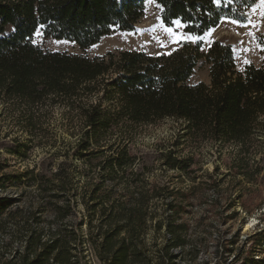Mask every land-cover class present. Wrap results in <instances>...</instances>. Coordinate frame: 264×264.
Masks as SVG:
<instances>
[{
  "label": "trees",
  "instance_id": "16d2710c",
  "mask_svg": "<svg viewBox=\"0 0 264 264\" xmlns=\"http://www.w3.org/2000/svg\"><path fill=\"white\" fill-rule=\"evenodd\" d=\"M146 1L0 0V264H192L201 243L185 217L193 203L173 181H195L190 172L199 167L193 150L200 144L220 162L229 149L228 166L240 178L229 194L219 186L229 173L212 183V207L223 206L221 197L263 196L264 36L257 39L261 65L241 72L231 46L220 41L206 51L197 41L169 55L115 51L94 58L33 43L41 28L46 38L85 51L116 31H133ZM153 1L165 26L179 21L195 37L223 20L244 22L258 2ZM200 64L209 84L190 85ZM166 120L180 125L175 139L140 153V130ZM17 163L28 164L12 170ZM153 168L177 175L166 182ZM217 218L231 216L217 211ZM16 240L24 241L21 249ZM238 241H223L227 257L264 264L255 259L264 248V210L246 253L233 249Z\"/></svg>",
  "mask_w": 264,
  "mask_h": 264
},
{
  "label": "rangeland",
  "instance_id": "374dc122",
  "mask_svg": "<svg viewBox=\"0 0 264 264\" xmlns=\"http://www.w3.org/2000/svg\"><path fill=\"white\" fill-rule=\"evenodd\" d=\"M160 12V7L153 0H147L144 4V15L135 25L133 31H116L103 37L97 44L85 51H81L74 43L46 38L41 28L36 31L33 43L44 51L66 52L72 55H85L89 58L115 51H142L151 56L169 55L185 43L182 38L188 34L183 32L180 23L175 22L171 27L165 26L161 22ZM262 13H264V8H261L260 0H258L256 6L247 11L244 22L223 20L215 29L211 30V36L204 34L201 36L203 39L198 41L202 42L204 51L215 41L231 46L235 56L236 70L239 72L246 65L252 64L259 67L262 56L257 39L264 36V14ZM165 29H171L172 34L166 32ZM200 82L209 84L208 68L201 64L195 69L188 83L195 85ZM179 128V124L169 120L153 127H144L136 137L137 148L140 153L148 154L155 144L168 145L175 139ZM193 151L197 154L196 159L200 161L199 167L191 168L190 177H195V181L190 182L185 177H182L181 180L174 178L173 181L175 189L181 190L183 196L188 197L187 199L193 203L192 207L186 209L188 214L185 217L191 227L189 232L191 238L197 239L201 243L197 245V258L192 264H243L241 260L233 261V256L227 257L222 243L224 240L238 235L239 241L233 249L241 251L245 247L244 252L248 251L251 243L245 245V242L252 235L255 225L258 223V216L264 210V205L260 207V210L257 209V205L264 201V192L262 197H243L241 202L237 200V197H221L223 206L216 210L210 205V201L216 197L213 182L222 180L223 176L229 173L230 176L219 185L221 190L227 191L229 194L240 188V186H236L240 178H234L235 171L228 166L232 155L228 153L230 152L228 149L227 153L222 156L223 162H220L217 160V154L208 144H200L194 147ZM4 158L5 155H2V159ZM9 160L12 165L15 163L10 158ZM27 164L17 163L12 170L20 171ZM215 165L217 170L214 169ZM152 173L166 182L177 175L173 172L164 173L157 168H153ZM242 187L249 188L250 185L242 184ZM254 187L256 189L257 185ZM233 200H235L233 206L226 209ZM240 203H243V206ZM217 211L221 212L223 216H231V219L226 222L219 220ZM7 239L6 235L1 237L3 241H7ZM13 245L17 249H21L24 241L16 240ZM190 248L191 245L186 246V250H190ZM150 249L151 252L154 250L151 247ZM245 253L242 259L245 257ZM255 255V259L263 258L264 248L257 250ZM186 263L187 261L181 262V264ZM88 264H93L91 259Z\"/></svg>",
  "mask_w": 264,
  "mask_h": 264
},
{
  "label": "snow or ice",
  "instance_id": "6c2138e0",
  "mask_svg": "<svg viewBox=\"0 0 264 264\" xmlns=\"http://www.w3.org/2000/svg\"><path fill=\"white\" fill-rule=\"evenodd\" d=\"M226 2H230V0H226ZM213 3H215L219 6L220 0H213ZM260 6H261V8H264V0H260ZM253 11H255V9H253ZM262 14H264V13H262ZM176 23L179 24V21H177ZM165 31L168 32L169 34H172L171 29H165ZM211 35H212L211 30L209 32L205 33V36H211ZM250 35H251V33H250ZM182 39L185 42L196 43L198 40H202L203 37H195V36L188 35V36L183 37Z\"/></svg>",
  "mask_w": 264,
  "mask_h": 264
}]
</instances>
